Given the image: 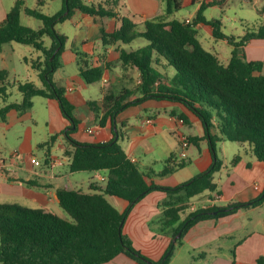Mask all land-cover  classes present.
I'll return each instance as SVG.
<instances>
[{
  "label": "trees",
  "instance_id": "obj_1",
  "mask_svg": "<svg viewBox=\"0 0 264 264\" xmlns=\"http://www.w3.org/2000/svg\"><path fill=\"white\" fill-rule=\"evenodd\" d=\"M180 1L167 0L165 13L147 19L143 23L144 30L137 32L134 18L119 17L120 0H62V9L55 15L29 8L25 0H16L0 26V47L17 42L39 51L40 56L24 61L37 72L40 84L11 83L9 73L0 70V100L4 103L0 107V120L6 121L11 110L20 115L28 112L34 107L35 97L56 100L69 123L64 136L71 172L102 171L107 177L103 184H90L88 192L70 187L59 189L57 200L66 215L43 208L0 204V264H106L120 253L140 264H169L175 247L183 243L193 225L264 203L263 190L249 202L231 201L223 206L211 203L190 211L193 198L205 192L215 197L222 195L214 182L223 166L217 156L219 143L247 145L249 153L264 164V62L248 61L244 50L252 39H264V25L247 29L243 36L226 35L219 19L207 20L204 16L208 6L219 4L214 1L202 3L190 23L175 18L168 20L167 17L181 8ZM76 11L94 19L119 20V27L110 33L101 26V43L107 47L122 46L118 51L123 67L139 73L137 92L124 87L118 92L109 91L101 101L90 102V110L100 125L105 126L107 121L113 124L122 110L148 99L181 104L204 129L203 136H190L187 140L193 145L203 141L208 144L214 159L206 171L176 187L160 186L151 179L172 175L184 168L187 160H178L172 154L166 158L160 172L150 174L127 157L118 141L87 143L73 137L80 125L74 114L76 106L66 97L65 89L55 82L54 73L61 67V55L69 41L56 25L70 19ZM22 13L40 20L41 27L23 26ZM261 13H264V4ZM199 24L210 26L215 39L232 46L228 64H223L216 54L203 47L198 38ZM46 38L50 39L49 44L45 43ZM142 38L148 44L141 48L123 47ZM77 56L84 81L89 85L99 82L104 66L91 65L84 53L77 52ZM12 87L21 94L20 102H7L8 90ZM136 93L139 96L132 98ZM179 118L184 120L185 117ZM57 136L52 135L42 146H51ZM241 160L242 155H235L231 165H238ZM156 190L168 194V198L158 204L161 219L157 224L160 233L171 229L172 242L162 258L153 261L134 247L123 227L134 206ZM112 196L128 203L124 212L109 202L108 197ZM179 232L181 236L174 243ZM232 255L234 262L233 251ZM256 264H264V259L258 258Z\"/></svg>",
  "mask_w": 264,
  "mask_h": 264
},
{
  "label": "crops",
  "instance_id": "obj_2",
  "mask_svg": "<svg viewBox=\"0 0 264 264\" xmlns=\"http://www.w3.org/2000/svg\"><path fill=\"white\" fill-rule=\"evenodd\" d=\"M213 1L221 4L224 0H181V8L178 11L184 7L190 8V11L186 18L178 20L192 21L202 3ZM15 2L16 0H0V26L4 23ZM56 2L58 3V13L62 9L63 3L62 0H56ZM152 2L154 0H120L126 14H123L118 7L119 17L130 15L136 21L135 13L145 22L147 19L164 14L163 10L166 9L167 0L164 3L165 7L163 2L161 5H154L153 7ZM38 3L42 7L47 5L48 1L41 0L40 2L38 0ZM207 8L204 11V16L207 20H212L206 16ZM76 12L82 13L80 11ZM177 12H174L167 19H174ZM82 15L86 19L92 20V22L93 20H100V22H93L96 27H92V36L82 30L74 46L84 45L86 49L84 55L90 59L91 65H103L104 69L102 78L99 81L102 83L99 92L88 96L84 94V91L87 90L84 84L87 83L79 70L77 52L69 60L73 70L65 76L61 74L66 73L65 53L74 50L65 48L64 53L61 55V67L54 73V80L60 87L65 89L66 97L76 106L74 114L80 120V125L79 130L73 137L87 143L118 141L125 150L127 157L135 162L142 171L150 174L160 172L164 168V161L172 154H175L178 160H187L185 167L177 170L172 175L154 176L151 179L152 182L160 186L176 187L206 171L214 159L208 144L203 141L199 145H193L187 140V137L190 136H203L204 129L192 112L181 104L166 100L148 99L141 104L122 110L115 117L113 124L107 121L105 126L100 125L99 119L90 110V102L101 101L111 91L108 89L109 85L115 86V84L121 82L122 89L125 87L124 84L127 79L133 80L136 78L139 82V73L123 67L118 51L122 46L119 47V44H116L107 47L101 43V26L110 33L119 27V20L112 18L103 21L105 18L94 19L83 13ZM85 28L89 30V26ZM197 31L203 47L205 46L204 42L211 43L209 40L207 41V37L215 39L212 35V28L208 25L199 24ZM93 39L98 44L96 47L99 50L97 56L88 52L89 44ZM224 42L227 43V41ZM146 44L148 42L138 47L141 48ZM19 45L17 42H11L0 47V70H6L9 73L11 83L32 81L39 85L37 72L28 63H25L24 59L29 57L22 50H20V58L25 65V73L13 67L12 59L15 51L19 50ZM123 47L127 48L126 45ZM250 48L251 50H249ZM208 51L216 54L220 60L215 45ZM251 51L254 53L251 54ZM248 54L251 55V60L256 58L264 60V39H252L247 44L246 57ZM256 54L260 56L252 57ZM38 56H40V53L36 50L35 58ZM223 59V62L220 61L223 64H228L230 58ZM13 75L16 78L12 80L10 78ZM24 75H29V79L27 80L28 77ZM61 82H65V84H61ZM15 88H9L8 92L11 94ZM72 94L76 95V99L72 98ZM138 96L139 94L136 93L132 98ZM46 100V108L51 115L46 120V124L50 127L48 137L56 134L58 136L51 146H42L48 140L37 145L44 150L43 159L36 154H32L28 159H19L16 155L12 156L10 160L0 157V204L11 203L43 208L62 215L63 211L57 200L59 189L70 187L82 190L79 187L83 185H87L89 188L90 184H103L107 173L97 171L90 172V176L79 177L78 172H71L69 167L70 158L66 154L68 145L64 136L69 123L62 116L59 103L56 100ZM78 102H80L79 105ZM3 104V101L0 100V107ZM31 109L22 115L15 110H11L6 121L0 120V133L25 121L29 117ZM181 115L185 117L184 120L179 118ZM89 129H94V132H87ZM183 142H186V145ZM57 144L60 146L59 150L56 148ZM226 144L227 142H221L217 146V156L222 161L223 166L221 171L215 175L214 181L217 183L222 195L215 197L213 194L205 192L192 199L190 211H192V208L202 207L210 201L215 206H223L231 201L249 202L264 190V164L259 163L249 153L247 145L236 144L228 147ZM233 155H242V160L238 165H231ZM32 158L39 161L40 166H35L31 162ZM23 181H31L32 184ZM167 198L168 194L162 190L151 192L134 206L123 227V232L132 238L134 247L153 261L160 260L172 242L171 229H166L167 233L170 234L160 233V225L157 224L161 219L158 204ZM108 200L123 212L128 206V203L119 197H108ZM184 249L190 254L192 252L194 255H198L199 258L195 259V264H256L258 258L262 257L264 259V203L259 206L241 209L237 213L218 220L208 219L198 222L186 232L183 243L179 245L177 250L180 252ZM232 251L235 254L234 262ZM106 264L139 263L120 253Z\"/></svg>",
  "mask_w": 264,
  "mask_h": 264
},
{
  "label": "rangeland",
  "instance_id": "obj_3",
  "mask_svg": "<svg viewBox=\"0 0 264 264\" xmlns=\"http://www.w3.org/2000/svg\"><path fill=\"white\" fill-rule=\"evenodd\" d=\"M47 5H44L41 7V5L38 3V0H25L26 6L29 8H35L39 7L41 9V12L47 15H55L57 13L58 9V3L56 0H47ZM93 0H90V2ZM95 1V0H94ZM163 2V5L165 7V0H154L152 2V5H161ZM264 4V0H224L221 4L214 5L211 7H208L206 10V16L208 19H219L222 23V31L226 35H235V36H243L247 29H253L254 27H258L261 25H264V13H261L262 6ZM119 9L123 14H126L123 10L121 4L119 5ZM165 13V10H163ZM190 8L184 7L180 11H178L175 14L176 19H182L186 18L189 15ZM136 23L138 24L136 27L137 32H142L144 30V24L139 15H136ZM109 20L108 18H105L103 21ZM100 22V20H93V22ZM92 20L86 19V17H83L82 13H75L70 19H67L64 22L58 23L56 25V29L66 36L69 37V41L66 45V49L72 48L74 50L73 52L66 51L65 57H64V65H65V72L61 73L62 76H65L66 74H70L73 70V66L69 62L71 58L75 56L76 52H80L81 54L85 53L86 49L84 45H77L74 46L76 39L81 34L82 30H85L86 33L90 36L93 35L92 33V27H96L93 24ZM21 24L26 27H31L34 29H38L41 27V21L37 20L31 16L25 15L22 13L21 17ZM89 26V30L85 27ZM206 36V35H205ZM207 41L209 40L211 43L208 44L207 42H204V47L207 50H211V47L215 45V50L219 53V58L223 62V58H230L231 56V50L232 46L228 45L226 42L219 40V39H212L211 37L206 38ZM50 39L46 38L45 43L49 44ZM147 41L145 39H138L134 41L130 45H126L127 49L136 50L141 46V44L146 43ZM98 46L97 43H95L94 39L89 44L88 52L90 54H93L97 56L99 50L96 48ZM30 48V49H29ZM96 48V49H95ZM247 48V47H246ZM246 48L245 54H246ZM253 48V47H252ZM18 51H15L14 57H13V67L22 70V73H25V65L21 61L20 53L22 50L23 53H26L29 58H35L36 50L27 45H19ZM32 50V51H30ZM251 50V48L249 49ZM256 51V50H254ZM254 52L251 51V54ZM259 54H256L252 57H258ZM249 57V58H247ZM246 59L248 61H256V60H262L261 58H256L255 60H251V55L248 54ZM60 75V74H59ZM27 80L29 79V75H24ZM23 76V77H24ZM16 76H12L10 79H14ZM26 81V80H25ZM61 84H65V82H61ZM86 87V91H84V94H96L99 92L100 87L102 86V83L98 82L93 85L84 84ZM125 87H128V89L137 92V86H138V80L135 78L133 80H126ZM122 84L121 82L115 84V86H108L109 90H112L114 92H118L121 90ZM120 88V89H119ZM69 94V93H68ZM76 95L72 94V98H75ZM22 100L21 94L16 90H13L7 100V102H20ZM35 107H33L30 111L29 117L23 121L22 123H19V125L12 126L8 130L5 129L4 132L0 133V157L4 158L6 160H10L12 156L16 157L18 156L19 159H28L32 154H36L39 158H44V150L37 146L41 142L49 140V130L50 127L46 124V120L50 118V113L47 110V100L40 97L34 98ZM80 102H78V105ZM1 122V121H0ZM237 142H227L228 147H232L236 145ZM239 145V144H237ZM56 148L59 150L60 146L59 144L56 145ZM234 156V155H233ZM231 157V160L235 157ZM79 177L82 176H90V172H78L77 173ZM81 188L84 192H88L89 188L87 185H83ZM116 205V204H115ZM62 215H66L62 212ZM178 247H175L172 257L170 260V264H195V257L198 255H194L192 252L191 254L188 253L187 250H182L178 252ZM198 259V258H197ZM135 261V260H134ZM137 262V261H136ZM139 263V262H137ZM140 264V263H139ZM201 264V263H199Z\"/></svg>",
  "mask_w": 264,
  "mask_h": 264
},
{
  "label": "built area",
  "instance_id": "obj_4",
  "mask_svg": "<svg viewBox=\"0 0 264 264\" xmlns=\"http://www.w3.org/2000/svg\"><path fill=\"white\" fill-rule=\"evenodd\" d=\"M191 22V20H186V23H190ZM87 132H89V133H93L94 132V129H89ZM183 144L184 145H186V142H183ZM31 162L33 163V164H35V166H40V162L39 161H37L35 158H32L31 159ZM212 203V201H210V203H208V204H211ZM205 206V205H204ZM193 210H195V208H192V211Z\"/></svg>",
  "mask_w": 264,
  "mask_h": 264
},
{
  "label": "water",
  "instance_id": "obj_5",
  "mask_svg": "<svg viewBox=\"0 0 264 264\" xmlns=\"http://www.w3.org/2000/svg\"><path fill=\"white\" fill-rule=\"evenodd\" d=\"M67 14V13H66ZM216 214V213H215ZM181 236V232H179V234L177 235V237L174 239V243L177 242L178 238Z\"/></svg>",
  "mask_w": 264,
  "mask_h": 264
}]
</instances>
